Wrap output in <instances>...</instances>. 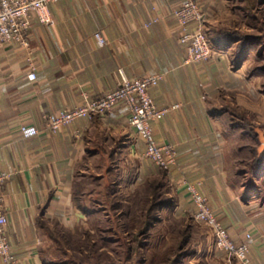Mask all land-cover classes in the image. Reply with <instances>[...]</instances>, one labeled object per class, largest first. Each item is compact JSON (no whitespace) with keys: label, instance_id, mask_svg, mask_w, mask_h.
I'll return each instance as SVG.
<instances>
[{"label":"crops","instance_id":"0c3cea01","mask_svg":"<svg viewBox=\"0 0 264 264\" xmlns=\"http://www.w3.org/2000/svg\"><path fill=\"white\" fill-rule=\"evenodd\" d=\"M181 1L59 0L50 6V24L33 17L29 48L0 44V171L10 174L1 190L17 264H52L43 249L42 221L73 228L94 214L93 202L104 206L103 199L109 200L101 193L105 183L124 193L115 204L120 206L127 204L126 190L152 187L158 177L161 169L145 156V143L123 104L58 132L46 127L48 114L83 103L84 93L97 98L119 87L122 73L161 75L150 94L168 110L153 123L156 140L178 152L177 166L165 170L168 182L183 198L187 184H196L235 241L251 234L252 262L264 264V194L252 192L254 178L247 182L248 171L238 169L237 147H231L237 135L223 131L224 117L213 115L209 106L235 76L231 50L241 39L230 35L243 29L253 1L198 0L216 52L210 61L190 65L183 63L173 15ZM257 1L256 10L264 13V0ZM97 30L106 46L98 45ZM30 125L40 132L25 138L21 127ZM260 159L263 167L255 176L264 174Z\"/></svg>","mask_w":264,"mask_h":264},{"label":"rangeland","instance_id":"374dc122","mask_svg":"<svg viewBox=\"0 0 264 264\" xmlns=\"http://www.w3.org/2000/svg\"><path fill=\"white\" fill-rule=\"evenodd\" d=\"M252 1L243 29L230 35L241 39L231 50L235 76L227 80L228 89L214 93L209 106L213 115L224 117L223 131L237 135L231 147H237L238 169L248 171L247 182L252 184L254 178L252 192L264 194V174L255 176L258 160L264 158V13L256 10L258 1ZM159 168L157 188L154 180L152 187L150 183L131 193L126 190L127 204L115 206L124 193L116 186L108 188L107 182L101 193L109 200L103 199L104 206L93 202L94 214L87 220L73 228L42 221L45 256L52 264H239L213 247L210 228L195 219L193 208H186L194 206L188 191L186 198L179 197L168 182V169Z\"/></svg>","mask_w":264,"mask_h":264},{"label":"built area","instance_id":"2783aa9c","mask_svg":"<svg viewBox=\"0 0 264 264\" xmlns=\"http://www.w3.org/2000/svg\"><path fill=\"white\" fill-rule=\"evenodd\" d=\"M59 0H0V44H18L30 47V29L33 17L42 24L53 21L50 6ZM174 17L180 29L179 42L184 50L183 63L186 65L208 61L215 54L211 40L203 28L204 13L198 0H182L174 10ZM94 37L99 46L108 44L102 31L97 30ZM30 80L37 79L31 70ZM160 74L130 78L122 73L121 84L97 98L84 93L83 103L50 113L45 117L46 127L58 132L74 120L93 115H107L118 105L123 104L129 111V123L136 130L138 138L145 143V156L156 166L173 168L177 164V151L171 144H161L156 140L153 123L161 120L167 109H160L153 100L150 89L158 85ZM177 105L173 106L176 108ZM36 125L22 126L21 135L25 138L39 134ZM10 178V174L0 171V261L2 264H17L7 232L8 218L4 209L5 196L1 187ZM187 191L194 203V217L207 225L214 237L215 249L233 258L239 264H253L250 257L251 234L243 241H235L228 228L220 221L206 197L194 183L187 184Z\"/></svg>","mask_w":264,"mask_h":264},{"label":"trees","instance_id":"16d2710c","mask_svg":"<svg viewBox=\"0 0 264 264\" xmlns=\"http://www.w3.org/2000/svg\"><path fill=\"white\" fill-rule=\"evenodd\" d=\"M211 45H212V47H213V44H212V42H211ZM263 159H259L258 160V163H257V167H256V172H255V174H258L260 171H261V169H262V167H263ZM157 180H155V182H154V184L156 185V188H157ZM154 184H153V186H154ZM152 208V207H151ZM151 208L149 209V212H151L152 210H151Z\"/></svg>","mask_w":264,"mask_h":264}]
</instances>
